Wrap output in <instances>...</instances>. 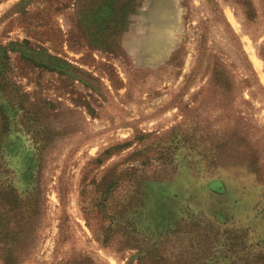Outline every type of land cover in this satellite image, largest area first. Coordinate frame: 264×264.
I'll use <instances>...</instances> for the list:
<instances>
[{
  "label": "rangeland",
  "instance_id": "1",
  "mask_svg": "<svg viewBox=\"0 0 264 264\" xmlns=\"http://www.w3.org/2000/svg\"><path fill=\"white\" fill-rule=\"evenodd\" d=\"M0 264H264V0H0Z\"/></svg>",
  "mask_w": 264,
  "mask_h": 264
}]
</instances>
